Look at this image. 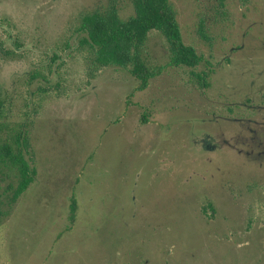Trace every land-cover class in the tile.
<instances>
[{"label":"rangeland","instance_id":"374dc122","mask_svg":"<svg viewBox=\"0 0 264 264\" xmlns=\"http://www.w3.org/2000/svg\"><path fill=\"white\" fill-rule=\"evenodd\" d=\"M170 4L205 61L153 31L137 91L80 29L133 0H0V264H264V0Z\"/></svg>","mask_w":264,"mask_h":264},{"label":"trees","instance_id":"16d2710c","mask_svg":"<svg viewBox=\"0 0 264 264\" xmlns=\"http://www.w3.org/2000/svg\"><path fill=\"white\" fill-rule=\"evenodd\" d=\"M133 5L135 14L126 21L120 19L115 9L95 12L82 20L80 29L85 33L82 43L89 46L98 65L128 69L138 81L137 91L146 90L151 80L158 76L157 72L149 68L144 56L145 43L153 31L161 33L167 40L171 66L195 68L205 61L203 55L198 54L194 47L184 43L170 0H133ZM198 77L204 81L206 87L209 86L205 78ZM1 107L0 99V110ZM0 153L17 169L14 172L18 179L14 193V198L17 199L33 181L29 165L20 151L17 156L14 155L7 144L0 147ZM9 189H12V185H9ZM69 207V220L74 225L79 209L74 196Z\"/></svg>","mask_w":264,"mask_h":264}]
</instances>
